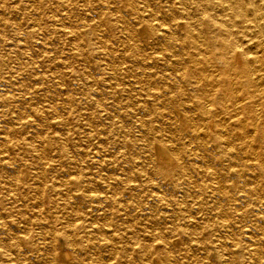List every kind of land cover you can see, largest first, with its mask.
Instances as JSON below:
<instances>
[{
    "label": "rangeland",
    "instance_id": "obj_1",
    "mask_svg": "<svg viewBox=\"0 0 264 264\" xmlns=\"http://www.w3.org/2000/svg\"><path fill=\"white\" fill-rule=\"evenodd\" d=\"M63 1L51 0L50 5L36 6L35 1L31 0H0V63L4 62L0 77V83H4L0 85V264H72L76 260L82 264H97L100 260L110 264H157L158 252L164 247L161 234L170 240L173 252L180 258L181 264H226L216 259L223 252L221 247H217L221 239L220 231L213 230L205 235L184 238L171 232L172 223L166 216L188 202V209L182 210L186 215L179 220L185 227L193 225V218L201 217L202 221V217L208 215L215 220L216 210L212 206L213 200L208 201L209 205L203 208L193 193L186 194L182 188L172 189L166 175H154L151 167L144 166L143 161L151 155L150 147L153 145H162L173 157L174 154L166 146L162 133L150 135L145 131L146 127L139 120L142 114L124 115V103L129 97L126 93L114 92L115 87L128 88L134 81H143L141 67L125 62L123 68H127L118 75L117 81L113 79L109 74L112 65L108 57H105L107 55L95 48L93 52L84 40L73 41V35H68L69 29L61 25L68 24ZM19 2L28 6L25 12L17 10ZM84 2L86 0H81L79 4ZM80 10L81 6L74 13L87 22L91 18L89 13L92 15L95 12L94 9L84 10L82 7L83 15ZM30 12H34L33 15ZM35 16L40 17L39 24L34 22ZM63 18L65 20L58 21ZM9 20L16 21V27L9 26ZM137 27L138 30L142 28L140 25ZM27 37L32 40V46L30 53L19 59L26 64L22 70L23 65L14 58L21 45L25 47ZM140 41L147 51L153 50L150 45L147 47V37L140 36ZM76 43L81 48H77ZM80 52H83L82 55ZM31 59L37 62L29 63ZM159 69H163L161 63L153 59L150 71L159 73ZM87 87L91 91H86ZM138 93L137 98H140L142 92ZM169 93L175 95L176 91L170 90ZM4 97H11V100L5 101ZM108 104L113 105L109 106L111 109ZM59 118L65 120L64 124L57 123ZM153 123L160 125L162 121ZM18 141L20 144H17ZM130 167L140 173L132 179L136 182L135 188L120 184L131 174ZM80 175L86 177L84 186L100 200L91 206L88 203L87 208L79 204L76 212L73 193L79 192L72 191L65 180ZM152 177L160 183H153ZM8 181L14 182V185L11 186ZM40 189L44 192H39ZM208 207L209 210L204 211ZM201 209L203 212H200ZM51 218L56 223L55 228L61 229L68 222L82 225L83 228L78 232L84 242L80 253L77 254L72 246L65 244L61 235L56 239L51 237ZM101 228L109 237L106 241L108 249L102 246L105 250L92 244L97 242L100 246L105 242ZM86 232L88 236H85ZM208 241L216 245H207ZM148 246L153 247L149 254ZM113 250L123 253L119 252L122 256L119 260L111 258L109 253ZM226 257L222 259L226 260Z\"/></svg>",
    "mask_w": 264,
    "mask_h": 264
},
{
    "label": "bare ground",
    "instance_id": "obj_2",
    "mask_svg": "<svg viewBox=\"0 0 264 264\" xmlns=\"http://www.w3.org/2000/svg\"><path fill=\"white\" fill-rule=\"evenodd\" d=\"M31 1H35L36 6L51 4V0ZM80 1H63L65 19L68 20V24L61 25L69 29L67 32L68 35L70 33L73 35V41L84 40L89 48L99 49L107 55L105 57H108V62L112 65L109 74L116 81L119 79L118 75L120 76L127 68H123L125 62L129 61L141 67L143 81H134L128 87L129 89L115 87L114 92L126 93L129 97V100L124 103L126 107L124 115L142 114V117L138 119L146 127L145 131L150 135L155 132L162 133L166 146L174 154L173 157L162 145H153L150 147L151 155L148 154L150 156L143 161L144 166L151 167L154 175H166L172 189L182 188L186 194L193 193L196 201L199 200L203 208L209 205L208 201L214 202L212 206L216 210L215 220L208 215L202 217V221L201 217L193 218V225L190 227H185L179 222L181 216L186 215L182 210L188 209L189 202L178 210L174 209L175 211L166 216L172 223L171 232L184 238L220 231L221 239L217 247H221L223 252L217 255L216 259L219 262L264 264V0H86L84 4H79ZM80 6L81 10L82 7L84 10L94 9L95 12L92 15L89 13L91 16L89 22L85 19L86 22L83 21L76 14ZM16 7L18 11L24 12L28 8L20 2ZM80 13L83 14V10ZM34 19V22L39 24L40 17L35 16ZM7 23L9 26L16 27V21L9 20ZM138 25L142 26L140 30ZM140 36L149 39L147 47L150 45L153 50L145 49ZM25 43V47L21 45L14 58L23 65L22 70L26 64L19 59L30 53L32 40L27 37ZM76 44L78 48L79 45ZM82 53L79 54L82 55ZM153 59L160 62L163 67L159 69V73L150 71V63ZM36 62L35 59H31L29 63ZM156 65L159 64L156 63ZM3 66L2 61L0 77ZM9 80L8 77V84ZM3 84L0 83V85ZM85 89L90 90L88 87ZM170 90H175L176 94L170 95ZM138 91L142 92L139 95L140 98L136 95ZM10 98L4 97V100ZM110 104L108 108L113 106ZM154 121H162V123L156 125ZM64 122L62 118L57 120L59 125ZM47 146H49L48 143ZM144 148L145 146L143 150ZM133 163L135 164V160ZM129 169L131 174H128L127 179L120 184L135 188L136 182L132 179L138 177L140 173L134 167ZM85 178L84 175H80L71 180H65L72 191L79 192L73 193L77 204L74 209L76 212L79 204L83 205L82 208H87L88 203L91 206L93 202L100 200L98 196L91 194L87 186H84ZM39 179L42 178L39 177ZM156 180L152 177L151 181L159 184L160 181ZM8 182L11 186L14 185V182ZM39 192L43 193L44 190L40 189ZM188 198L191 199L190 196ZM158 199L162 198L158 195ZM181 200H183L182 197ZM98 209L101 211L100 208ZM207 210L209 207L204 211L207 212ZM200 212L203 210L201 209ZM136 218L135 220L138 219ZM50 222L53 225V231L50 233L52 238L56 239L61 235L64 243L72 246L77 254L83 250L84 242L78 235L83 228L82 225L68 222L60 229L55 228L56 223L53 218ZM100 232L105 242L100 246L97 242L92 244L100 249L105 246L108 249L106 241L109 237L103 228ZM85 236H88V232ZM161 238L164 241L162 244L164 247L158 252L159 257L156 263L181 264L180 258L173 252L170 240L164 234H161ZM206 243L216 245L213 241ZM152 248L148 246V254L151 253ZM119 252L113 250L109 253L114 261L122 257L120 254L122 252ZM225 255H227L226 260H223ZM72 264L82 263L76 260ZM97 264L110 263L100 260Z\"/></svg>",
    "mask_w": 264,
    "mask_h": 264
}]
</instances>
